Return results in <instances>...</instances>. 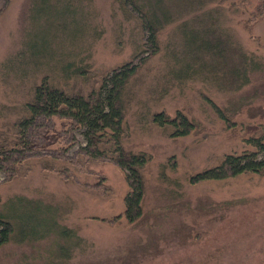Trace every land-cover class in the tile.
I'll return each mask as SVG.
<instances>
[{
    "label": "rangeland",
    "instance_id": "obj_1",
    "mask_svg": "<svg viewBox=\"0 0 264 264\" xmlns=\"http://www.w3.org/2000/svg\"><path fill=\"white\" fill-rule=\"evenodd\" d=\"M133 4L163 22L155 48ZM125 64L121 144L150 157L135 222L126 171L75 122L21 126L43 81L86 97ZM263 133L264 0H0V264H264V171L190 179Z\"/></svg>",
    "mask_w": 264,
    "mask_h": 264
},
{
    "label": "trees",
    "instance_id": "obj_2",
    "mask_svg": "<svg viewBox=\"0 0 264 264\" xmlns=\"http://www.w3.org/2000/svg\"><path fill=\"white\" fill-rule=\"evenodd\" d=\"M135 7L136 5L133 4ZM136 7L138 13H143ZM144 29L148 32L149 42L156 47V36L163 22L159 23L152 13L144 12ZM130 64L119 67V71L107 74L97 90L88 96L70 95L64 90L51 87L45 81L35 87L33 100L27 105L29 118L21 122L24 128L29 127L37 115L68 117L82 129L90 155L109 156L122 170L126 171L129 182V193L124 198L125 217L135 222L141 216V202L144 194V181L141 170L150 157L145 154H134L126 151L122 144L123 111L122 98L126 85L136 70ZM219 117L228 119L220 109H216ZM154 123L161 122L164 126H173V136L184 137L196 128V125L181 113L173 117L163 112L152 116ZM184 133L182 135L181 133ZM248 148L239 153L225 154L219 165L196 172L190 177L192 183L200 180L226 179L244 173L260 174L264 171V133L258 137L250 136L245 140ZM14 225L0 212V246L10 242L13 237Z\"/></svg>",
    "mask_w": 264,
    "mask_h": 264
}]
</instances>
